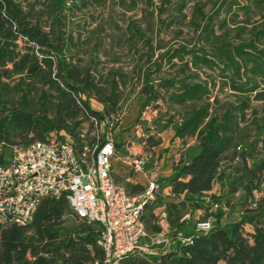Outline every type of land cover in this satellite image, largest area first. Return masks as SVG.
Returning a JSON list of instances; mask_svg holds the SVG:
<instances>
[{"label":"trees","instance_id":"obj_1","mask_svg":"<svg viewBox=\"0 0 264 264\" xmlns=\"http://www.w3.org/2000/svg\"><path fill=\"white\" fill-rule=\"evenodd\" d=\"M47 1L48 16L53 18L49 30H45L39 18L33 17L31 11H25L21 4L14 0H0V83L16 78L27 89L22 91L18 108H10L0 91V165L7 163V149L14 146L16 140L27 146L34 142H48L52 134L59 137L63 132L77 151H81L84 145L103 144L106 138L100 137L98 129L101 125L112 127L118 110L120 94L117 83L111 81L110 87L104 89L88 69L81 71L67 60L65 50L70 51L72 37L60 30L65 1ZM94 1L101 3L105 0ZM159 2L161 13L171 0ZM225 2L221 0L219 9ZM250 2L257 9L264 10V0ZM176 5L179 14L186 8L182 0ZM232 5L238 4L232 2ZM227 11H231L230 6ZM194 14L205 23L204 41L212 39L213 51L181 47L167 52L163 57L168 63L175 59L183 62L185 57L188 58L179 72L183 76L158 81L156 87L146 83L140 91L146 97L144 105L163 99L171 106L188 108L175 130V138L194 139L197 146L190 158L181 159L173 166L172 174L165 181L168 195L161 196L157 192L142 215L147 232L159 234L163 228L158 224L155 210L163 208L167 236L174 247L153 256L130 255L119 264H264V204L259 202H254L253 208L236 222L212 226L203 234L195 233L194 228L187 236L192 238L190 244L178 241L186 224L184 216L190 207L201 208L198 203L206 199L217 202L212 191L215 183L223 180L220 167L225 160L237 157L243 160L242 166L235 169L234 185H241L248 197L264 181V159L248 167L245 152L238 154L237 148V133L249 110V97L253 95L256 101L264 99V50L257 45L264 41V26L253 30L249 42L231 44L223 40V36L214 35L210 29L212 18L206 17L201 5L194 6ZM179 17L184 19V16ZM19 44L23 45L22 49ZM191 69L217 72L222 84L240 96L237 106L225 108L221 115H217L211 112L210 104L196 105L202 103L210 91L206 83L188 82L197 77L184 76ZM38 85L41 88L40 109L34 113L28 97ZM211 87L214 88L215 84ZM160 90L166 93V98H161ZM90 99L103 106L101 113L91 110ZM91 118L97 122L96 128ZM85 123L89 124L90 131L94 130L93 134L88 135L84 130ZM82 131L85 132L83 138L80 136ZM114 147L115 151L120 149L117 144ZM115 184L122 186L130 197L139 196L145 190L141 184L121 180ZM235 191L233 189L232 193ZM203 210L207 211V208L203 207ZM211 218L218 223L222 214L220 211L214 214L205 212L197 223ZM68 219L71 225L66 227ZM246 227L250 228L249 232ZM100 233L99 226L73 216L65 199H44L31 222L25 226L0 225V264H104V252L97 246Z\"/></svg>","mask_w":264,"mask_h":264},{"label":"rangeland","instance_id":"obj_2","mask_svg":"<svg viewBox=\"0 0 264 264\" xmlns=\"http://www.w3.org/2000/svg\"><path fill=\"white\" fill-rule=\"evenodd\" d=\"M14 1L21 4L25 11H31L33 17L39 18L43 28L49 30L53 18L48 16L47 0ZM64 1L60 30L72 37L70 51L65 50L67 60L81 71L88 69L104 89L110 87L111 81L117 83L120 100L112 127L101 125L98 129L101 138L105 137L120 147L112 158L111 176L114 183L117 180L128 182L127 179H130L142 182L145 188L147 178L143 175L157 174L158 192L165 196V181L172 174L173 166L181 159L190 158L197 151V146L194 139L175 138V130L188 108L171 106L163 99L144 105L146 97L140 93L141 89L146 83L156 87L158 81L183 76L179 72L188 58L185 57L183 62L175 59L168 63L163 57L167 52L181 47L213 51L212 39L204 41L205 23L194 14L196 4L203 7L207 18H212L210 29L214 35L219 38L223 36V40L231 44L249 42L253 38V30L264 26V10L257 9L250 0H226L221 9V0H182L186 3V8L181 14L177 12L176 5L180 0H171L161 13L159 0H105L101 3L94 0ZM232 2L238 5H232ZM229 6L230 12L227 11ZM179 16H184V19ZM221 22L223 25H220ZM257 45L260 50H264V41ZM19 48L22 49L23 45L19 44ZM185 75L197 76L188 82L206 83L210 91L209 96L196 105L210 104L211 112L217 115H221L225 108L237 106L240 96L222 84L217 72L191 69ZM213 83L214 88L211 87ZM26 90L16 78L0 83V91L10 108L19 107L22 91ZM40 90L38 85L28 97L34 113H38L40 109ZM159 94L161 98H166L164 91L160 90ZM89 106L93 111H103V106L94 99L89 100ZM249 106L245 121L239 125L237 148L240 151L238 154L245 152V162L251 167L264 159V99L256 101L252 95L249 97ZM83 128L88 135L94 133V130L90 131L89 124H83ZM59 137L69 139L63 132ZM59 137L56 136V139ZM155 142L159 143L153 146ZM15 143L14 146H23L18 140ZM12 147L7 149L9 156ZM139 154L151 155V158L147 160L142 172L135 173L129 162L134 155ZM243 163L237 157L229 158L221 164L220 174L223 175V180L216 182L212 191L217 202L211 203L206 199L198 203L202 209L190 207L184 216L186 224L180 234L182 237L192 234L197 221L205 212L214 214L220 211L221 220L216 223L211 218L210 223L212 226H223L238 221L247 210L253 208L254 202L264 204V181L251 197L242 191L241 185H234L235 169ZM233 189H236L235 193H232ZM155 214L158 224L163 228L166 223L163 208H157ZM1 224L3 222L0 221ZM70 225L71 221L68 219L66 227ZM246 231L249 232L250 228L246 227ZM173 247L170 240L167 248L160 247L155 252L158 254L159 251L168 248L172 250Z\"/></svg>","mask_w":264,"mask_h":264},{"label":"built area","instance_id":"obj_3","mask_svg":"<svg viewBox=\"0 0 264 264\" xmlns=\"http://www.w3.org/2000/svg\"><path fill=\"white\" fill-rule=\"evenodd\" d=\"M91 122L96 128L97 122L93 118ZM115 154L109 139L77 151L70 139L58 140L55 134L48 142L13 146L7 163L0 165V221L25 226L42 200L63 198L78 220L101 228L97 246L104 252V264H119L134 254L157 255V248H167L170 239L166 230L149 234L142 215L159 191L158 176L145 175L144 192L128 196L111 176ZM149 158L151 155H134L129 164L140 173ZM211 228L210 221L198 222L195 233H207ZM178 241L190 244L192 238L179 236Z\"/></svg>","mask_w":264,"mask_h":264},{"label":"crops","instance_id":"obj_4","mask_svg":"<svg viewBox=\"0 0 264 264\" xmlns=\"http://www.w3.org/2000/svg\"><path fill=\"white\" fill-rule=\"evenodd\" d=\"M144 176V178L146 179V176L145 175H143ZM147 180V179H146ZM127 181L129 182V183H132V184H137V183H139V184H141V185H143V183L142 182H140V181H133V180H130V179H127ZM164 195L165 196H167L168 195V189L166 188V192L164 193ZM163 229L164 230H167V224L165 223L164 224V227H163ZM167 250H169V248L167 249ZM167 250H165V251H167ZM164 251H159L158 252V254H162Z\"/></svg>","mask_w":264,"mask_h":264}]
</instances>
